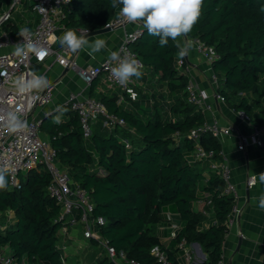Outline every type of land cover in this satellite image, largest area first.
I'll list each match as a JSON object with an SVG mask.
<instances>
[{
	"label": "trees",
	"instance_id": "16d2710c",
	"mask_svg": "<svg viewBox=\"0 0 264 264\" xmlns=\"http://www.w3.org/2000/svg\"><path fill=\"white\" fill-rule=\"evenodd\" d=\"M11 4L12 0H0V16ZM118 9L111 7V0H69L60 22L67 28L92 32L109 25ZM8 23L6 20L1 26L18 39L19 25ZM186 37L216 49L217 58L211 66L218 78L219 94L256 126H262L264 0H203L198 22ZM159 39L145 29L131 47L152 87L164 89H154L147 101L133 100L121 90L132 102L130 108L119 104L116 96L99 99L110 113L123 118L126 126L109 130L99 120L91 137L86 138L78 114L71 110L66 121L57 124L47 117L40 129L50 136L59 162L68 168L72 179L90 193L94 215L106 219L101 235L118 252L142 264H160L151 254L158 246L177 263L181 243H199L208 256L203 264H217L223 255L235 198L225 193V182L210 168L209 161L193 158L195 142L188 133L202 126L206 117L189 100V77L186 65L180 68L177 64L175 42L169 38L167 46L161 48ZM199 142L205 151L214 153V159H222V144L211 134H201ZM6 179L8 188L0 190V252L8 247L16 264H64L62 257L66 256L59 246L63 224L56 221L61 205L48 193L50 174L42 167L24 172L20 189H11L8 175ZM201 188L210 201L205 212H212L215 218L206 229L202 227L206 214L193 208L201 199ZM170 210L178 213L181 228L165 247L156 230ZM10 211L15 214L13 223L7 220ZM98 264L117 263L104 257Z\"/></svg>",
	"mask_w": 264,
	"mask_h": 264
},
{
	"label": "built area",
	"instance_id": "2783aa9c",
	"mask_svg": "<svg viewBox=\"0 0 264 264\" xmlns=\"http://www.w3.org/2000/svg\"><path fill=\"white\" fill-rule=\"evenodd\" d=\"M22 2L23 0H12L9 11L4 12L0 16V26L4 21L10 19L12 11L21 5ZM68 2L69 0H35L34 10L38 15V22L33 28H23L29 30L27 37L19 36L15 40L9 32H4L3 36H0V46L7 43H12L16 46L17 43L31 42L38 47L44 48L47 52V55L42 59H38L33 54L21 59L14 55V48L13 51L0 56V115L15 111L20 116L21 121L27 125L26 128L20 131L10 133L6 130L3 122H0V167L8 168L7 175L11 189L21 188L22 173L41 167L45 169L51 176V182L47 188L48 193L61 205V212L56 221L63 224L62 234L68 232L70 227H81L83 236L86 239L96 241L111 261L117 264H142L134 258H128L125 252H118L101 235L100 227L106 224V219L102 216L96 217L94 215L95 204L90 193L72 179L68 168L59 162L57 152L52 147L51 141L42 137L40 129L42 122L35 119L34 114L39 106L49 104L52 101L53 87L47 85L45 88L23 94L19 93L15 87V81L18 78H30L33 73V66L44 63L53 54L52 38L63 15V7ZM124 22L125 19L123 17H117L107 26L117 27L123 25ZM81 31L82 33H87L86 30ZM144 31L145 28L143 26V28L128 32L124 43L111 52L119 53L121 58L130 57L137 59L142 65L141 70H143L144 65L133 51L131 44L138 41ZM195 41L199 53L209 63H212L217 58L216 49L199 40ZM57 57L63 58V64L67 68L73 69L85 83L91 84L97 77L103 75L108 85L129 94L132 99L137 98L136 88L140 84V79L133 76L126 85H121L113 77L111 71L118 61H113L110 58V54L100 65L88 68L80 67L73 57V52L68 48L64 49L63 57L59 53H57ZM177 64L180 68L184 67L187 64V55L181 57L178 54ZM212 83L215 87H218V78L215 74L212 75ZM187 91L189 100L198 105L202 111L211 109L212 106L206 102L209 97L207 90H198L194 84L189 83ZM133 93L135 94L134 97ZM217 98L222 102H226V98L222 94L218 93ZM67 104L78 114L86 138L91 137L93 126L99 120H102L103 126L109 130H113L117 126H126L125 120L110 113L105 104L99 99L92 97L81 98L78 94L71 93ZM240 116L242 119H249V116L243 111H240ZM233 131L234 129L231 126H222L219 120L214 118L211 122L206 121L202 126L196 127L188 133V137L195 142L193 158L195 160L209 161L212 170L217 172L224 180L225 193L235 198V203L228 216L227 225L238 220L242 212L241 207L237 203L236 189L230 181V167L223 157L221 160H216L213 152L205 151L199 139L201 134L209 133L218 141H221L223 138L230 136ZM175 137L178 141L180 133H176ZM125 142L130 148L129 141L125 140ZM248 145H257L264 148V124L255 126L251 134L241 137L239 149L244 150ZM255 183L256 181L254 182L252 177L248 181L249 186ZM207 203L209 204L210 201ZM2 216L3 214L0 212V222ZM5 227L2 226V228ZM183 245L184 242L180 244V246ZM151 254L160 264H177L170 259L167 251L158 246L153 248ZM62 261L64 264H68L66 257H62ZM0 264H16L8 247L3 248L0 252ZM217 264H227V262L222 256Z\"/></svg>",
	"mask_w": 264,
	"mask_h": 264
},
{
	"label": "crops",
	"instance_id": "0c3cea01",
	"mask_svg": "<svg viewBox=\"0 0 264 264\" xmlns=\"http://www.w3.org/2000/svg\"><path fill=\"white\" fill-rule=\"evenodd\" d=\"M34 2L35 0H23L22 4L13 11L8 20V25L16 23L20 30L35 27L38 22V15L34 10ZM118 12L119 9L115 18L120 17ZM139 28H143L142 22L129 23L125 20L123 25L112 27L107 32L88 35L89 32L82 33L81 29L67 28L58 22V28L52 38L53 54L44 63L35 64L32 68L33 73L46 76L48 85L53 87L52 101L49 104L39 106L35 111L34 118L41 122L47 117H52L54 120L59 117L60 121H66L69 118L68 112L72 110L67 104L71 93H76L81 98L110 99L116 96L119 104L122 102L124 107H132L129 98L120 89L108 85L103 75L88 84L73 69L67 68L63 64V58L57 57V53L63 57L66 47H62L54 38L62 36L64 32L71 29L76 31L78 36H85L90 42H94L97 38L104 39L106 48L96 53L94 58L90 57L86 50L73 53L78 65L82 68H88L100 65L111 51L118 49L124 43L128 32ZM4 32L7 31L0 26V36H3ZM11 37L13 36L11 35ZM178 39L182 45L188 42L192 44V48L187 54L185 73L189 77V83L194 84L198 90H207L209 94L206 102L212 107L203 110L206 121L211 122L217 118L222 126H231L234 129L231 135L223 138L220 143L222 144V157L230 167V181L236 189L237 203L242 212L238 220L228 225L229 231L224 241L222 256L227 264H264V210H260L257 206L258 198L264 195V184L258 181V174L264 172V148L248 145L244 150H240L238 147L241 137L251 134L256 125L250 118L248 120L242 119L240 111L231 107L227 101L222 102L217 98L219 92L218 87L212 83L211 63L199 53L196 41L186 36ZM14 48L12 43L1 45L0 56L13 51ZM142 73L139 78L140 84L136 88L137 97L140 101H147L154 89L162 91L164 88L158 85L152 87L151 79L146 75L144 69ZM143 75H146L147 79H144ZM157 80L158 77L154 79V83ZM171 118L174 119V116ZM41 134L45 140L51 141L48 134L44 132ZM204 174L208 176L209 170H206ZM254 175L257 176L256 183L249 186L248 181ZM199 194L201 199L194 203L193 208L197 212L206 214L202 224V227L206 229L215 222V218L212 212H205L208 203L206 193L202 188L199 190ZM7 217L8 223L15 221L14 212L7 213ZM165 217V222L158 226L156 232L162 244L169 247L176 233L180 230L181 224L178 213L173 210L166 212ZM59 244L68 264H98L104 257H107L96 242L83 236L81 227H70L65 234L60 233ZM199 245L197 243L179 245L176 251L177 264L205 263L208 256L201 244Z\"/></svg>",
	"mask_w": 264,
	"mask_h": 264
},
{
	"label": "clouds",
	"instance_id": "9594fccd",
	"mask_svg": "<svg viewBox=\"0 0 264 264\" xmlns=\"http://www.w3.org/2000/svg\"><path fill=\"white\" fill-rule=\"evenodd\" d=\"M203 0H111V7L119 6L118 15L123 17L129 23L142 22L144 28L151 36L160 37L159 46L166 47L171 38L179 49L181 57L186 56L192 44H181L178 38L187 36L198 22L201 14ZM29 33L28 29H23L19 35L26 38ZM62 47H66L73 53L80 50H86L90 57L106 48V41L97 38L90 42L85 36H78L76 31L68 30L60 37H55ZM30 54L42 59L47 55L44 48L38 47L31 42L17 43L14 55L23 59ZM110 58L118 61L117 65L111 69L113 77L121 84L126 85L131 77L140 78L142 76V65L135 58L123 57L119 53L111 52ZM48 79L44 75L32 73L31 77L26 79L20 77L15 81L16 90L23 94L33 90H39L47 87ZM131 91V90H129ZM135 94L133 93V97ZM0 122H3L6 130L15 133L27 127L26 123L21 121L20 116L15 111H9L0 115ZM55 122L60 123V118L56 117ZM8 168L0 167V190L8 188L6 175ZM253 181L257 176L252 177ZM258 181L264 184V172L258 174ZM258 208L264 210V195L258 198Z\"/></svg>",
	"mask_w": 264,
	"mask_h": 264
},
{
	"label": "water",
	"instance_id": "95a60500",
	"mask_svg": "<svg viewBox=\"0 0 264 264\" xmlns=\"http://www.w3.org/2000/svg\"><path fill=\"white\" fill-rule=\"evenodd\" d=\"M111 28H112L111 26H106L105 28L89 32L88 35H97V34H100V33H104V32H107V31L111 30ZM197 244L199 245V243H197Z\"/></svg>",
	"mask_w": 264,
	"mask_h": 264
},
{
	"label": "rangeland",
	"instance_id": "374dc122",
	"mask_svg": "<svg viewBox=\"0 0 264 264\" xmlns=\"http://www.w3.org/2000/svg\"><path fill=\"white\" fill-rule=\"evenodd\" d=\"M20 9V8H19ZM71 264V263H70Z\"/></svg>",
	"mask_w": 264,
	"mask_h": 264
}]
</instances>
